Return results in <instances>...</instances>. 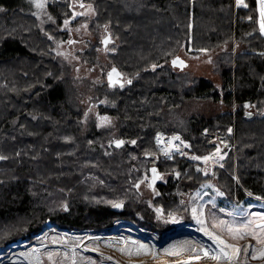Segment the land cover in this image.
<instances>
[{
  "label": "trees",
  "instance_id": "1",
  "mask_svg": "<svg viewBox=\"0 0 264 264\" xmlns=\"http://www.w3.org/2000/svg\"><path fill=\"white\" fill-rule=\"evenodd\" d=\"M84 1L95 10L93 27L114 39L108 58L123 74L120 86L111 88L100 76H73L54 55L48 35L71 16L69 0H45L42 9L36 0H0V247L19 238L39 241L49 219L54 231L77 236L109 232L119 222L160 234L165 217L190 216L191 200L206 187L221 192L216 200L226 204L239 205L246 192L264 199V38L257 0H244L247 7L237 0ZM98 46L85 61L95 60ZM181 51H215L212 72L221 84L176 71L171 61ZM190 100L224 110L209 117L179 114ZM87 103L98 110L89 119ZM103 116L110 123L101 125ZM158 133H181L186 155L164 156ZM217 139L235 148L208 174L203 160L192 157L211 153ZM116 140L123 145L113 146ZM152 166L163 177L147 194L136 185Z\"/></svg>",
  "mask_w": 264,
  "mask_h": 264
},
{
  "label": "rangeland",
  "instance_id": "2",
  "mask_svg": "<svg viewBox=\"0 0 264 264\" xmlns=\"http://www.w3.org/2000/svg\"><path fill=\"white\" fill-rule=\"evenodd\" d=\"M69 7L71 16L55 31L54 35H48L53 42L54 55L60 59L73 76L88 79L100 76L108 83L107 74L115 66L110 63L108 58V54L113 52V48L110 45L105 50L102 48L103 38L106 37L107 31L93 27L91 21L95 15V10L91 3L84 0H69ZM251 35L253 33L248 34L247 37H251ZM262 36L264 38V35ZM69 41H72V43H69ZM95 44L99 45L96 49L95 60L85 61L84 54L87 53L89 57ZM216 54L215 51H206L200 55H188L181 51L179 56L188 62L184 70L199 76L209 77L220 85L219 75L212 72V61ZM178 68L176 67V71L179 70ZM84 109H86L85 115L88 119L92 117L95 111L98 112L96 105L93 103H87ZM223 110L222 104H215L208 100H190L186 101L179 109V114H200L209 117ZM249 111L255 112L254 109H248L247 112L249 113ZM103 117H107L108 121L111 119L108 116ZM100 124L105 125L106 123L102 124L100 121ZM230 129L229 134L234 136L236 133L235 127ZM182 139L183 144H181V141L178 144L181 147L180 151L176 152L186 155L187 148L184 145L188 144L183 137ZM230 144L223 139L221 141L217 139L216 149H220V155L224 159L220 160L218 156H214L216 149L213 150L201 157L203 160L204 157L213 156L212 160L204 164V170L222 164L227 159L229 150L232 147L235 148V145ZM157 145L162 154L165 153V150L170 152L166 148L167 146ZM151 170L152 168H150L149 176L143 175V179L138 183L139 189L147 194L154 192L153 189H149L152 180ZM234 171L236 172V168ZM158 176L162 180L163 176H160V173ZM210 190L206 187L194 195L191 201L196 203V206L190 204L189 217L186 212L181 215L165 217L163 223L168 226L159 228L160 234L156 233L154 236L150 232L143 234L133 228L126 227L127 225L120 226L117 223L109 232L104 234L92 231L85 232L80 237L72 235L73 241L69 239V242H67L63 239V236L68 235V230L54 231L49 219L45 223L48 225V230L44 233H49L45 243H40V240L29 242L19 238L22 242L21 245H23L19 249H16L19 245L15 246L19 239L8 248L0 247V258L4 257L0 264H151L154 258L156 261L168 262L170 258L165 260L164 257L171 255L169 253L175 256V259L171 258V261H175L176 264H227L226 261H217L205 256V251H208L210 255H215L219 250L204 234V230L220 235L227 243L241 249L240 255L232 264H264V258L252 259L254 254L259 256L260 251L264 249V244L257 243L250 235L242 240H233L227 231L222 232L219 227L212 228L214 223L219 224L220 221H225L226 224L234 227L253 221L248 231H256L258 235L264 236V233H260L256 227L257 224L264 223L260 220V216H264V199L245 191L247 193L245 199L239 205H234V202L226 204L223 201L216 200L218 193L212 194ZM120 204L123 205V203ZM193 209L196 210L195 215ZM198 219L202 220L203 224L198 223ZM151 236L155 239H152ZM152 243L153 249L151 250ZM140 245H144L145 248L141 249ZM245 248H247V252L244 251ZM13 249L17 251L10 254ZM8 254H10L9 257H5ZM197 256L199 259L196 258Z\"/></svg>",
  "mask_w": 264,
  "mask_h": 264
},
{
  "label": "snow or ice",
  "instance_id": "3",
  "mask_svg": "<svg viewBox=\"0 0 264 264\" xmlns=\"http://www.w3.org/2000/svg\"><path fill=\"white\" fill-rule=\"evenodd\" d=\"M45 4V0H36V4L35 6L37 8H43ZM237 4L238 5H243L244 7H247V4L244 3V0H237ZM257 4H258V11H259V29H260V33L262 35H264V0H257ZM81 7H83V5H81ZM90 7V6H89ZM69 43H72V41H69ZM105 44L109 43L108 40L104 41ZM173 64H179L181 66L183 65V61H179V60H173ZM113 75L119 77V73L116 72V69H113L111 73H109V81L110 83H112V78ZM128 83L130 84L131 81L129 80ZM101 122L103 123H110V121H108L107 117H102L101 118ZM229 132H231V129H229ZM172 140H180L179 136H175L172 138ZM161 142V139L158 138V143ZM123 141H117L116 142V146L120 147L123 145ZM132 143H135V141H133ZM181 144H183V141H181ZM169 146H171V141H169ZM185 147H188V145H184ZM176 151H180V149L177 147L175 149ZM165 155H169V152L167 150H165ZM214 156H218L220 160L224 159V157L222 155H220V149L217 148L216 149V153L214 154ZM0 159H3V157H0ZM192 159L194 160H198L201 159L200 157H196L193 156ZM213 159V156H208V157H204L203 158V162L204 163H208L210 160ZM221 167H223V165H221ZM152 172L154 173V179H159L160 177L158 175H156V169L153 168ZM207 174V173H205ZM137 188H139V184L136 185ZM221 194V193H218ZM122 205L120 203H116L113 205V207L119 208ZM67 210V209H65ZM195 209H193V214L195 215ZM260 220L264 221V216H260ZM198 223L203 224L202 220L198 219ZM253 221H248L247 223L241 224L238 227H234L232 225H228L226 224L225 221H220L219 224H213L212 228H217L219 227L221 229V231H227L230 234L231 239L233 240H242L244 239L246 236H251L253 239H255L257 241V243L260 244H264V236H260L256 233V231H248V229L250 228V226L252 225ZM256 227L259 229L260 233H264V223L262 224H257ZM204 234L208 236V238L213 242V244L216 245L217 249L219 250L217 254L215 255H210V253L208 251H205V256H209L211 259L213 260H223L226 261L227 264H232V262L240 255L241 249L239 247H236L233 244H229L227 243L223 238H221L220 235L214 234L213 232L204 230ZM141 249H144L145 246L144 245H140ZM245 252H247V248L244 249ZM131 255V253H129ZM172 254V253H169ZM197 259H199V257H196ZM258 258H264V249H262L259 253V256L257 255H253L252 259H258Z\"/></svg>",
  "mask_w": 264,
  "mask_h": 264
},
{
  "label": "water",
  "instance_id": "4",
  "mask_svg": "<svg viewBox=\"0 0 264 264\" xmlns=\"http://www.w3.org/2000/svg\"><path fill=\"white\" fill-rule=\"evenodd\" d=\"M82 2H83V1H82ZM105 40H108L109 43L105 44V43H104ZM113 41H114V39H113L112 35H111L109 32H107L106 37L103 38V46H102V48L105 50L109 44L113 43ZM173 60L183 61V65H184V66H181V65H179V64L174 65V64H173ZM171 64H172L173 66H175V67H179L180 69H185V67L188 65V62L185 61L184 59H181V57H175V58L172 59ZM113 69H116V72H118L120 75H119V77L113 75L112 83H110V81H109V73H111ZM107 80H108V84H109V86H110L111 88H114V87H116V86H120V85L123 84V74L120 72V70H119L117 67H113L112 69L109 70V72H108V74H107ZM117 141H121V140H116L115 142H113V143H112L113 146L117 147V146H116V142H117ZM153 168L156 169V167H154V166L152 167V169H153ZM157 174H159V173L157 172ZM157 174H156V175H157ZM153 178H154V173H153L152 170H151V179L153 180ZM121 205H122V204H121ZM121 207H123V205H122ZM115 209H119V208H116V207H115ZM19 244H20V243L18 242L15 246H17V245H19ZM11 253H13V252H10V254H11ZM10 254L5 255V257L8 258ZM2 260H4V257L0 258V262H1Z\"/></svg>",
  "mask_w": 264,
  "mask_h": 264
},
{
  "label": "flooded vegetation",
  "instance_id": "5",
  "mask_svg": "<svg viewBox=\"0 0 264 264\" xmlns=\"http://www.w3.org/2000/svg\"><path fill=\"white\" fill-rule=\"evenodd\" d=\"M110 45V44H109ZM108 45V46H109ZM107 46V47H108ZM213 167H208L207 168V170H208V174H210L211 172H213ZM159 175V174H158ZM160 181V179H158V180H156V179H154L153 178V180H151V185H150V187H151V189H155V186H156V184L158 183ZM117 210H123V207H120L119 209H117ZM118 224H120V226H124V225H127L125 222H119ZM126 227H129V226H126ZM133 228V227H132ZM143 231H145V232H143V234H145L146 232H150L151 233V235L152 236H154L156 233L158 234V232H156V231H154L152 228H147L146 230H143ZM67 232H69L68 233V235L67 236H63L64 238V240L65 241H67V242H69V239H72V241H73V236L72 235H75L74 233H73V231H67ZM88 232H91V231H88ZM87 233V232H86ZM105 232H102L101 234H104ZM49 236V233H44V234H40L39 235V240H40V243H45L46 242V240H47V237ZM77 236V235H76ZM151 236V237H152ZM77 237H80V236H77ZM148 237V236H147ZM148 239H150V237H148ZM152 239H155V237H152ZM53 245H55V243H53ZM56 245H57V243H56Z\"/></svg>",
  "mask_w": 264,
  "mask_h": 264
},
{
  "label": "built area",
  "instance_id": "6",
  "mask_svg": "<svg viewBox=\"0 0 264 264\" xmlns=\"http://www.w3.org/2000/svg\"><path fill=\"white\" fill-rule=\"evenodd\" d=\"M175 136H179L180 137V140H172V138L175 137ZM182 137L183 136H182L181 133H175V134L159 133L156 136V143L159 144L160 146H167L166 148H168V150L170 152H169V155H164L163 154L164 156H170L171 154H174V153H180L181 154V152H176L175 149L177 147L179 149L181 148V147L178 146V144H179V141L183 140ZM158 138L161 139V142L160 143H158ZM169 141H171V146H169ZM18 242L20 244H19V246L17 245L18 247H16V249H19L20 246H23V245H21V243H22L21 240H19ZM16 249H13L11 252H16L17 251Z\"/></svg>",
  "mask_w": 264,
  "mask_h": 264
},
{
  "label": "bare ground",
  "instance_id": "7",
  "mask_svg": "<svg viewBox=\"0 0 264 264\" xmlns=\"http://www.w3.org/2000/svg\"><path fill=\"white\" fill-rule=\"evenodd\" d=\"M153 249V243H152V247H151V250ZM172 255V256H171ZM171 255H166L164 258H165V260H167V259H169L170 258V260L168 261V262H164V261H156V259L154 258L153 259V261H151V264H155V263H157V264H176L175 263V261H171V258H173V259H175V256L173 255V254H171ZM152 256V255H151ZM187 257H188V255H187ZM150 258H152V257H150ZM226 263V262H225ZM115 264H117V263H115Z\"/></svg>",
  "mask_w": 264,
  "mask_h": 264
}]
</instances>
